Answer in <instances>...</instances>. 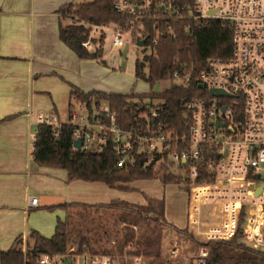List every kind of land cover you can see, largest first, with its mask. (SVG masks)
Here are the masks:
<instances>
[{"label":"built area","instance_id":"built-area-1","mask_svg":"<svg viewBox=\"0 0 264 264\" xmlns=\"http://www.w3.org/2000/svg\"><path fill=\"white\" fill-rule=\"evenodd\" d=\"M113 7L125 22L93 27L114 33L113 49L127 45L123 37L128 33L136 45L145 40L139 47L144 55L157 57V44L183 21L199 26L219 21L232 32L230 55L208 59L198 73L174 60L180 66L172 76L175 86L187 89L197 82L203 94L184 101L187 132H165L161 122L144 131L122 128L106 102L93 118L73 106L65 122L73 126V143L81 139L83 152H102L110 144L118 167L143 155L146 164L155 160L181 175L191 194L187 226L165 224L154 256L143 254L139 244L120 251L115 241L109 253L72 245L65 253L34 255L23 240L24 264H208L207 244L231 241L239 232L242 242L264 253V0H114ZM83 46L92 49L90 41ZM151 114L158 116L155 110ZM38 122L56 128L65 124L53 112H41ZM37 202L32 197L29 205Z\"/></svg>","mask_w":264,"mask_h":264},{"label":"trees","instance_id":"trees-1","mask_svg":"<svg viewBox=\"0 0 264 264\" xmlns=\"http://www.w3.org/2000/svg\"><path fill=\"white\" fill-rule=\"evenodd\" d=\"M113 1L71 2L58 10L60 39L80 59L103 58L104 34L98 39L99 49L93 51L83 46L87 41L96 43V39L91 36L93 27L125 22V17L114 10ZM66 19L71 22L65 24ZM174 27L175 34L166 36L157 44V57L144 55L136 60V79L145 81L151 88L158 82L172 80L173 73L180 67L174 63L175 58H178L181 64L187 65L189 72L195 74L204 68L208 59L230 55L232 32L227 25L214 20L202 23L201 26L193 21H183ZM102 62L104 63L103 60ZM202 95V90L197 82H194L187 89L172 85L163 92L151 91L145 94H108L98 91L86 93L72 87L70 100L84 106L90 118L99 117L96 113L101 104L106 102L116 113L117 123L125 129L137 127L144 131L147 126L156 128L157 123L161 122L165 125V132L182 134L187 132L182 122L184 101ZM69 110L71 111V106ZM153 110L158 113L157 117L152 116ZM72 134L73 126L67 123L60 128L39 124L32 148L33 160L41 166L65 169L70 181L102 182L110 188H122L119 184L152 180L160 175L164 184L185 183L178 173H161L162 166H158L155 160L146 164L148 157L143 155L136 156L132 164L118 167L119 158L112 151L110 144H107L102 152H83L75 149ZM146 201V204L113 200L108 204L98 205H60L68 212L67 221H59L55 234L50 238L32 231L26 240V247L34 255H55L65 253L78 242L79 246L85 245L93 252L109 253L112 251L109 243L102 246V241L96 240L95 245L91 246L84 236L75 239L70 231V219L74 216L77 220L84 218L85 211L89 209L117 210L122 213L119 221L125 228L122 229L123 232H114L116 248L123 251L130 243L139 244L143 254L158 255L162 228L166 224L165 203L163 200L151 198ZM137 226L139 232L134 229H137ZM23 245V239H18L9 250L0 252V264H24ZM207 245L210 248L208 264H264V253L255 251L242 242L240 232L231 241L209 242Z\"/></svg>","mask_w":264,"mask_h":264},{"label":"crops","instance_id":"crops-1","mask_svg":"<svg viewBox=\"0 0 264 264\" xmlns=\"http://www.w3.org/2000/svg\"><path fill=\"white\" fill-rule=\"evenodd\" d=\"M71 2L0 0V252L27 240L32 231L52 237L59 221L68 218L60 205L135 203L123 192L145 181L119 184L126 189L115 191L102 182L70 181L65 169L41 166L32 158L38 115L53 112L65 123L62 112L67 109L69 118L73 106L81 105L70 100L72 87L122 94L108 90L105 78L96 74L105 55L80 59L61 41L57 12ZM32 197L37 206L29 205Z\"/></svg>","mask_w":264,"mask_h":264},{"label":"rangeland","instance_id":"rangeland-1","mask_svg":"<svg viewBox=\"0 0 264 264\" xmlns=\"http://www.w3.org/2000/svg\"><path fill=\"white\" fill-rule=\"evenodd\" d=\"M92 0H72L74 3L90 2ZM69 19L65 20V24H69ZM93 29V28H92ZM92 37L96 39V43L91 42L92 49L97 50L100 48L98 39L101 34H104L105 40L103 43V56L105 65L103 62L99 65L102 71L96 69V74L100 72V78H105L104 86L113 92L122 94H145L149 92H163L172 85H175L177 80H167L164 82H158L153 88L145 81L137 80L135 77V63L137 59H141L144 56V52L134 43L130 34H124V40H129L127 45L123 49H113L112 42L114 39V33L109 30L93 29ZM147 51H150L148 48ZM104 70V71H103ZM77 113H86L87 109L79 104L74 105ZM67 111V109H66ZM62 112L61 119L67 120V112ZM66 113V114H65ZM35 130H37L35 128ZM162 171H166L165 167L161 168ZM115 191L120 189L115 188ZM135 190H125L123 194L129 201L135 202V204H146L145 199H157L163 200L165 203V216L167 220L174 226L180 228L187 223V213L189 206V199L191 197L185 183L179 184H164L160 177L153 180H145L143 182L135 184ZM76 214V210H74ZM84 218L78 220L74 217L70 219V231L75 239H79L82 236L86 237L91 246L95 245V241L101 242V245L112 246L111 250L114 251L113 241L116 240L114 232H123L122 229L125 225L120 220L121 212L117 210H92L85 211ZM79 215L78 213L76 214ZM80 220V221H79ZM166 224H170L166 221ZM171 225V226H173ZM138 232L140 231L137 226ZM20 243V242H19ZM74 245H79L75 242ZM196 247V245H192ZM110 248V247H109Z\"/></svg>","mask_w":264,"mask_h":264},{"label":"water","instance_id":"water-1","mask_svg":"<svg viewBox=\"0 0 264 264\" xmlns=\"http://www.w3.org/2000/svg\"><path fill=\"white\" fill-rule=\"evenodd\" d=\"M145 44V40H139L138 41V43H137V46L138 47H142L143 45ZM211 93L212 94H214V95H218V96H222L223 95V93L222 92H219V91H211ZM73 147L75 148V149H80L81 148V139L80 138H78V139H76L75 141H74V143H73ZM261 189H259V191H260Z\"/></svg>","mask_w":264,"mask_h":264}]
</instances>
